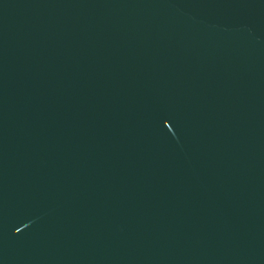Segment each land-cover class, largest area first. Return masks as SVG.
I'll return each instance as SVG.
<instances>
[{
  "label": "water",
  "instance_id": "obj_1",
  "mask_svg": "<svg viewBox=\"0 0 264 264\" xmlns=\"http://www.w3.org/2000/svg\"><path fill=\"white\" fill-rule=\"evenodd\" d=\"M0 264H264V0H0Z\"/></svg>",
  "mask_w": 264,
  "mask_h": 264
}]
</instances>
